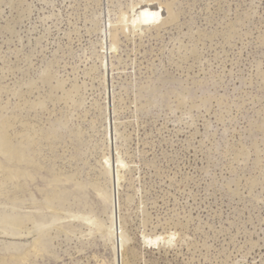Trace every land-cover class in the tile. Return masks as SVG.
I'll return each instance as SVG.
<instances>
[{"label":"rangeland","instance_id":"obj_1","mask_svg":"<svg viewBox=\"0 0 264 264\" xmlns=\"http://www.w3.org/2000/svg\"><path fill=\"white\" fill-rule=\"evenodd\" d=\"M0 264H264V0H0Z\"/></svg>","mask_w":264,"mask_h":264},{"label":"bare ground","instance_id":"obj_2","mask_svg":"<svg viewBox=\"0 0 264 264\" xmlns=\"http://www.w3.org/2000/svg\"><path fill=\"white\" fill-rule=\"evenodd\" d=\"M7 141V140H6ZM5 143V142H4ZM8 146V145H7ZM5 151V150H4ZM8 151V150H7ZM5 153V152H4ZM170 237H172L171 235H170ZM176 238V237H175ZM162 238L161 237H154V238H150V239H147V241L145 242V244L146 245H148L149 247H152V248H154V247H158V243H159V241L161 240ZM163 240H166V238H163ZM127 260V259H126ZM126 260L124 261L125 263H127L126 262Z\"/></svg>","mask_w":264,"mask_h":264}]
</instances>
